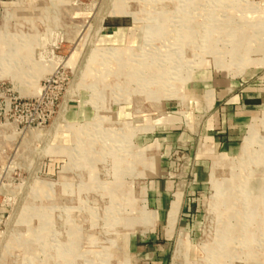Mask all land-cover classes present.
Wrapping results in <instances>:
<instances>
[{"label":"rangeland","instance_id":"374dc122","mask_svg":"<svg viewBox=\"0 0 264 264\" xmlns=\"http://www.w3.org/2000/svg\"><path fill=\"white\" fill-rule=\"evenodd\" d=\"M249 76L238 148L157 227L156 137L202 128L209 78ZM161 230V264H264V0H0V264H156Z\"/></svg>","mask_w":264,"mask_h":264},{"label":"crops","instance_id":"0c3cea01","mask_svg":"<svg viewBox=\"0 0 264 264\" xmlns=\"http://www.w3.org/2000/svg\"><path fill=\"white\" fill-rule=\"evenodd\" d=\"M249 82L250 76L242 79L209 78L202 88L187 94L202 128L180 130L176 127L180 122L174 120L168 124L176 127L179 133L156 137L160 151L155 154V173L149 181L147 195L148 208L155 215L157 227L169 226L168 216L175 201L171 227L182 226L184 212L193 210L191 202L203 179H208L209 163L218 153L226 154L238 148L247 121L262 102L261 93L247 85ZM171 152L177 153L175 162L180 166L176 169L175 166L171 168L175 163L169 159ZM157 233L151 231L149 237L140 238V241L144 256L161 264L160 260L166 259L168 252L165 248L170 240L164 236V230Z\"/></svg>","mask_w":264,"mask_h":264},{"label":"bare ground","instance_id":"6f19581e","mask_svg":"<svg viewBox=\"0 0 264 264\" xmlns=\"http://www.w3.org/2000/svg\"><path fill=\"white\" fill-rule=\"evenodd\" d=\"M247 142L245 141L244 143H243V145H242V148H241V151L242 152H244L246 149H247ZM176 202V201H175ZM173 203L174 205L172 206V210L169 212V216H168V219H169V228L171 227V222H170V220L173 222V219H174V216H175V209H176V203ZM183 242L179 239V244H178V247L180 248V246H181V244H182Z\"/></svg>","mask_w":264,"mask_h":264}]
</instances>
